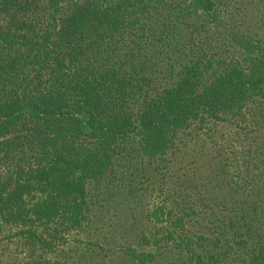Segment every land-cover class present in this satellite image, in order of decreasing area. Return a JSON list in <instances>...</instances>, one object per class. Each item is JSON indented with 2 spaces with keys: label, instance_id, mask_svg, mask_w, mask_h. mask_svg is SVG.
Returning a JSON list of instances; mask_svg holds the SVG:
<instances>
[{
  "label": "trees",
  "instance_id": "trees-1",
  "mask_svg": "<svg viewBox=\"0 0 264 264\" xmlns=\"http://www.w3.org/2000/svg\"><path fill=\"white\" fill-rule=\"evenodd\" d=\"M0 264H264V0H0Z\"/></svg>",
  "mask_w": 264,
  "mask_h": 264
},
{
  "label": "rangeland",
  "instance_id": "rangeland-1",
  "mask_svg": "<svg viewBox=\"0 0 264 264\" xmlns=\"http://www.w3.org/2000/svg\"><path fill=\"white\" fill-rule=\"evenodd\" d=\"M80 119L82 120L83 122V126H84V132L86 134L90 133V127H89V118L86 114L82 115L80 117Z\"/></svg>",
  "mask_w": 264,
  "mask_h": 264
}]
</instances>
